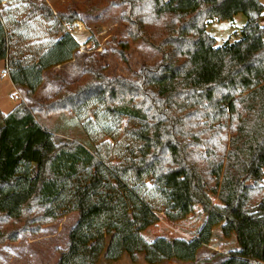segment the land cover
Segmentation results:
<instances>
[{"label": "trees", "instance_id": "obj_1", "mask_svg": "<svg viewBox=\"0 0 264 264\" xmlns=\"http://www.w3.org/2000/svg\"><path fill=\"white\" fill-rule=\"evenodd\" d=\"M5 0H0V4ZM120 20L131 40L154 47L161 60L142 65L134 79L109 77L94 54L86 55L73 81L34 105L0 111V245L70 212L77 218L55 264H98L142 253L146 264L191 262L210 241L212 229L229 222L240 253L264 264V15L260 0H119ZM24 22L40 14L59 37L34 60L9 53L0 13V60L15 86L34 96L45 69L68 61L78 48L65 25L78 11H53L28 0ZM246 16L240 38L216 45L206 31L212 20ZM19 22H23L22 20ZM127 41L108 48L128 63ZM124 117L133 142L119 161L59 134L46 119L57 114ZM130 124V125H129ZM187 177V198L179 186ZM149 184V186H148ZM153 188L155 203L146 190ZM217 200L216 202L214 200ZM199 204L205 221L190 239L142 231ZM242 215L261 230L258 254L239 229ZM220 264H234L225 258Z\"/></svg>", "mask_w": 264, "mask_h": 264}, {"label": "rangeland", "instance_id": "obj_2", "mask_svg": "<svg viewBox=\"0 0 264 264\" xmlns=\"http://www.w3.org/2000/svg\"><path fill=\"white\" fill-rule=\"evenodd\" d=\"M260 1L264 3V0ZM38 2H45L54 12L71 10L79 12L81 19L65 25L62 31L70 32L78 43V48L70 60L42 71L41 83L33 97H27L24 94L26 89L22 88L23 100L21 97L14 98V89L9 77L2 76L6 61L0 60V111L5 114L16 103L23 102L32 106L37 100L53 94L60 86L61 80L76 79L82 70V62L86 55L94 54L104 66L107 76H123L128 79H134L142 65L152 66L161 60V54L150 44L141 39L131 40L125 34L124 24L120 20V13L125 6L120 4L119 0H38ZM28 9V0H5L0 4L2 22L9 39V53H21L19 55L26 59L34 60L45 53L59 36L49 34L48 28L52 21L45 20L40 14L32 15L24 22L23 18ZM21 20L22 23L19 22ZM245 22L246 16L237 13L232 19L209 21L206 24V31L215 38L216 45H221L227 41L238 40ZM259 24L264 26V15L260 17ZM112 37L127 41L129 47L125 53L128 63H124L108 48V41ZM45 123L56 129L59 134L77 139L91 150L97 149L106 162L119 161L127 147L134 145L125 132L126 119L111 118L99 110H96L94 115L57 114L46 119ZM179 189L182 196L187 198L186 176L181 178ZM146 191L149 197L158 203L159 198L154 189ZM190 205V213L184 216L166 218L160 213L159 221L142 231L143 237L148 241L157 236L183 239L194 237L204 223L206 215L199 204ZM76 214L70 212L49 219L48 222L39 224V230L35 234L21 233L16 241L6 240L0 245V264H55L59 250L66 245L68 231L76 220ZM236 216L240 220L239 229L247 249L258 254L260 228L242 215ZM240 249L233 225L224 221L212 229L210 241L199 249L195 260L191 262L169 260L160 264H220L225 258H230L234 264H252L249 261L251 259L240 253ZM98 264L146 263L142 253L135 256L125 253L116 261H107L100 256Z\"/></svg>", "mask_w": 264, "mask_h": 264}, {"label": "built area", "instance_id": "obj_3", "mask_svg": "<svg viewBox=\"0 0 264 264\" xmlns=\"http://www.w3.org/2000/svg\"><path fill=\"white\" fill-rule=\"evenodd\" d=\"M2 76H8L9 77L8 68H7V65L6 64H5V70L2 71ZM14 92L17 94V97H21V94L19 93V91L17 89H14ZM249 261H251L252 263L253 262L254 263L257 262V261H254V260H249Z\"/></svg>", "mask_w": 264, "mask_h": 264}, {"label": "crops", "instance_id": "obj_4", "mask_svg": "<svg viewBox=\"0 0 264 264\" xmlns=\"http://www.w3.org/2000/svg\"><path fill=\"white\" fill-rule=\"evenodd\" d=\"M261 2V1H260ZM264 4V3H263ZM8 77V76H7ZM9 80H10V82H11V84H12V86H13V89H17L18 91H19V93L21 94L23 91V89H22V87H18V86H15L13 83H12V81H11V79H10V77H9ZM22 89V90H21ZM25 94V93H24ZM16 96V97H15ZM22 96V95H21ZM26 97V96H25ZM14 98H17V94L14 92ZM22 100H23V97H22ZM16 104H18V103H16ZM15 104V105H16ZM14 105V106H15ZM13 106V107H14ZM75 214V213H74ZM76 218H77V214H76Z\"/></svg>", "mask_w": 264, "mask_h": 264}]
</instances>
